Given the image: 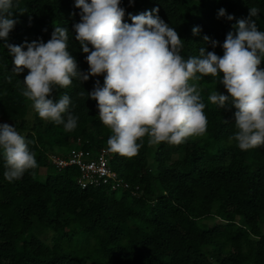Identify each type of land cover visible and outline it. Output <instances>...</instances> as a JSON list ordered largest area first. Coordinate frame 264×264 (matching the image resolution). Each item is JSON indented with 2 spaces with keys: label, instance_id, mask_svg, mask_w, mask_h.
I'll return each mask as SVG.
<instances>
[{
  "label": "trees",
  "instance_id": "trees-1",
  "mask_svg": "<svg viewBox=\"0 0 264 264\" xmlns=\"http://www.w3.org/2000/svg\"><path fill=\"white\" fill-rule=\"evenodd\" d=\"M121 6L127 23L128 13L158 7L184 41L185 58L199 54L205 35L222 44L251 7L261 10L257 26L264 31V0H134L133 6L122 0ZM220 8L234 19H218ZM12 11L18 22L9 43H46L54 27H66L68 50L87 71L86 54L74 40L73 25L80 20L74 0H19ZM197 26L201 32L193 35ZM207 50L223 55L219 46ZM12 67L0 41V124L14 126L30 141L38 166L9 183L0 158V264H264V146L241 151L229 143L235 110L208 100L216 87L227 94L214 78L199 81L208 121L202 137L156 145L150 163L145 136L135 157L112 155L129 188H82L79 168L59 170L50 155L67 156L74 147L93 155L107 148L110 129L99 120L96 102L87 100L97 79L103 85V76L83 84L73 80L54 92L57 100L67 94L71 113L79 116L77 128L66 132L38 117L22 94L27 70L16 76Z\"/></svg>",
  "mask_w": 264,
  "mask_h": 264
},
{
  "label": "clouds",
  "instance_id": "clouds-1",
  "mask_svg": "<svg viewBox=\"0 0 264 264\" xmlns=\"http://www.w3.org/2000/svg\"><path fill=\"white\" fill-rule=\"evenodd\" d=\"M121 3L74 0L80 10V20L73 25L74 40L88 64L82 71L68 50L66 27H54L46 43L42 39L9 43L18 22L12 9L19 0H0V41L12 58L11 72L19 76L27 70L22 94L38 117L74 131L79 116L70 111V97L65 94L57 100L54 92L71 86L73 80L83 84L90 77L103 76V85L97 79L87 100L96 102L99 120L110 129L106 151L132 158L145 136L149 146L180 145L206 133L199 81L210 76L227 94L216 87L208 100L219 109L235 110L229 143L235 142L241 151L264 146V31L257 26L261 10L249 8L248 16L232 26L222 44L203 36L199 54L185 58L184 41L159 16L158 7L128 13L131 23H127ZM133 4L129 0V6ZM217 18L232 21L234 16L220 8ZM192 32L199 35L201 29L193 27ZM209 45L221 47L223 55L208 51ZM29 144L14 126L0 124V158L7 182L20 180L38 166Z\"/></svg>",
  "mask_w": 264,
  "mask_h": 264
},
{
  "label": "built area",
  "instance_id": "built-area-1",
  "mask_svg": "<svg viewBox=\"0 0 264 264\" xmlns=\"http://www.w3.org/2000/svg\"><path fill=\"white\" fill-rule=\"evenodd\" d=\"M113 153L101 149L96 154L84 151L82 148H71L67 156L52 153L51 161L59 170L69 166H77L80 170L78 184L82 188L111 185L112 189H127L129 183L122 178L111 164Z\"/></svg>",
  "mask_w": 264,
  "mask_h": 264
},
{
  "label": "rangeland",
  "instance_id": "rangeland-1",
  "mask_svg": "<svg viewBox=\"0 0 264 264\" xmlns=\"http://www.w3.org/2000/svg\"><path fill=\"white\" fill-rule=\"evenodd\" d=\"M223 93L225 94V91H223ZM31 115H33V114H31ZM21 135H23V134H21ZM155 149H156V146H149L148 153H147L148 154L147 155L148 156L147 158H148V160H149L150 163H152L153 160H154ZM111 164H112V166L114 168H116V161L113 160V163L111 162ZM51 168H53V167L50 166V167L44 168L42 170V172H40V174H39V179L43 181L46 178V175L48 174V172L51 170ZM122 193H123V191L119 190V191L116 192L115 195L116 196H121Z\"/></svg>",
  "mask_w": 264,
  "mask_h": 264
}]
</instances>
